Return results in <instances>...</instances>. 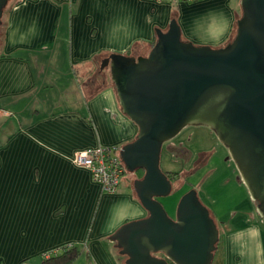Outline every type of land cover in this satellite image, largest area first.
Instances as JSON below:
<instances>
[{
    "label": "crops",
    "instance_id": "0c3cea01",
    "mask_svg": "<svg viewBox=\"0 0 264 264\" xmlns=\"http://www.w3.org/2000/svg\"><path fill=\"white\" fill-rule=\"evenodd\" d=\"M240 14V0H20L7 10L0 135L2 123L15 125L0 143V264H43L67 244L78 250L69 264H125L109 236L148 215L133 180L105 192L72 160L76 150L122 147L138 133L102 59L148 54L155 27L167 31L173 18L184 40L221 47ZM254 208L219 227L212 264H264V219Z\"/></svg>",
    "mask_w": 264,
    "mask_h": 264
},
{
    "label": "water",
    "instance_id": "95a60500",
    "mask_svg": "<svg viewBox=\"0 0 264 264\" xmlns=\"http://www.w3.org/2000/svg\"><path fill=\"white\" fill-rule=\"evenodd\" d=\"M0 0V25L4 7ZM241 14L224 46L182 38L172 19L146 55L111 53L110 68L122 111L137 125L121 158L143 170L133 188L148 215L122 224L111 236L125 264H212L220 228L195 188L171 217L159 197L173 190L161 167L163 145L190 125L206 126L229 154L264 219V0H240Z\"/></svg>",
    "mask_w": 264,
    "mask_h": 264
},
{
    "label": "rangeland",
    "instance_id": "374dc122",
    "mask_svg": "<svg viewBox=\"0 0 264 264\" xmlns=\"http://www.w3.org/2000/svg\"><path fill=\"white\" fill-rule=\"evenodd\" d=\"M58 64L57 69L65 67L63 62ZM96 68L98 71L99 66ZM103 74L110 77V68H105ZM6 125L2 123L0 143L2 135L14 130L15 124ZM161 167L164 171H183L180 179L173 183L172 192L159 197L173 218L176 216L180 198L192 188L197 190L200 200L208 207L218 227L222 229L233 226L235 214H245L252 204L256 209V203L251 199L227 147L206 126H187L174 139L165 142ZM140 175L141 170H126L121 183L126 180L131 184Z\"/></svg>",
    "mask_w": 264,
    "mask_h": 264
},
{
    "label": "built area",
    "instance_id": "2783aa9c",
    "mask_svg": "<svg viewBox=\"0 0 264 264\" xmlns=\"http://www.w3.org/2000/svg\"><path fill=\"white\" fill-rule=\"evenodd\" d=\"M154 1L178 2L180 0ZM121 148V146L99 144L94 147L76 150L72 160L75 164L89 169L93 179L101 184L103 191L115 192L126 172V166L120 155ZM72 246V244H67L64 247L71 248ZM64 247L48 252L45 256L51 257L53 254L55 255L64 250Z\"/></svg>",
    "mask_w": 264,
    "mask_h": 264
},
{
    "label": "trees",
    "instance_id": "16d2710c",
    "mask_svg": "<svg viewBox=\"0 0 264 264\" xmlns=\"http://www.w3.org/2000/svg\"><path fill=\"white\" fill-rule=\"evenodd\" d=\"M19 1L20 0H10L8 4L4 7V14L7 12V10L10 7L18 3ZM4 14L2 18V24L0 25V32H1V27L3 25V22H4ZM0 54H1V49H0ZM128 55H131V54H128ZM166 172L168 173V176L172 179V182L174 183L180 179V176L183 171L182 170L181 171L171 170V171H166ZM192 172L193 171L191 172L189 171V173H192ZM142 175H143V170H141L140 176ZM77 253H78V250L75 246H72L71 248H65L60 253L53 255L49 258H45V260L43 261V264H69L74 259V257L77 255ZM122 257L125 258V256L123 255Z\"/></svg>",
    "mask_w": 264,
    "mask_h": 264
}]
</instances>
